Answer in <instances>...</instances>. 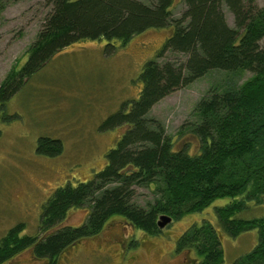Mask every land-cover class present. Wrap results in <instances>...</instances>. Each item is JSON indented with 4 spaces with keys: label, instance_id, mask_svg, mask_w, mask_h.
<instances>
[{
    "label": "trees",
    "instance_id": "trees-1",
    "mask_svg": "<svg viewBox=\"0 0 264 264\" xmlns=\"http://www.w3.org/2000/svg\"><path fill=\"white\" fill-rule=\"evenodd\" d=\"M174 1L146 6L135 0H46L50 12L24 65L1 83L0 104L70 45L104 41L113 49L112 44L123 47L149 29L170 27L171 34L155 58L142 66L138 99L124 104L103 125L124 129L105 156L106 166L91 180L52 193L42 207L38 237L22 235V223L10 228L0 238V264L28 249L35 258L54 264L63 251L97 236L114 217L154 235L159 216L178 220L224 198L230 203L215 208L220 228L233 238L256 230L259 238L256 247L233 264H264V217L234 218L244 200L257 203L264 195V49L259 45L264 8L255 0H183L181 17L171 19ZM223 7L233 15L234 28L228 26ZM166 50L187 55L184 65L160 64L157 59ZM213 70L249 72L251 78L200 100L194 109L196 122L179 132L194 138L195 150L188 152L187 144L177 150L163 127L146 115L164 97ZM62 151L58 140L37 141L39 155L56 157ZM136 186H152L157 192L146 210L129 203ZM84 206L89 209L85 222L68 226L69 213ZM186 249L195 253L199 264H220L223 258L216 231L205 221L180 238L177 251Z\"/></svg>",
    "mask_w": 264,
    "mask_h": 264
},
{
    "label": "rangeland",
    "instance_id": "rangeland-1",
    "mask_svg": "<svg viewBox=\"0 0 264 264\" xmlns=\"http://www.w3.org/2000/svg\"><path fill=\"white\" fill-rule=\"evenodd\" d=\"M152 6L157 0H135ZM264 8V0H255ZM0 11V85L12 70L24 65L27 51L41 30L51 6L46 0H2ZM185 10L183 0H175L171 19ZM225 20L234 28V17L223 7ZM167 28L149 29L135 35L125 46L107 48L106 42L73 44L59 51L0 104V238L17 224H24L22 235L38 237L42 207L60 187L91 180L106 166L105 156L115 145L123 128H103L108 117L124 104L136 101L140 93L138 76L145 62L162 50ZM264 49V38L259 42ZM187 55L166 50L160 64L184 65ZM251 78V73L213 70L186 87L179 88L156 103L146 119L163 127L164 134L179 150H195L194 138L185 131L196 122L194 109L213 92L235 88ZM184 127V128H183ZM183 128V129H182ZM61 142L56 157L36 153L39 138ZM152 187L136 186L129 203L148 209L157 198ZM260 202L244 200L234 218L251 220L264 217V195ZM227 198L214 201L199 213H191L167 224L157 236L128 226L120 217L112 218L97 236L67 248L54 264H182L188 255L177 252L176 244L190 227L209 222L220 241V264H233L258 244L256 230L229 236L218 224L215 208L228 205ZM89 213L87 206L69 213L66 224L81 226ZM187 231V232H188ZM194 256L193 254L191 255ZM6 264V263H5ZM7 264H50L34 260L30 251Z\"/></svg>",
    "mask_w": 264,
    "mask_h": 264
},
{
    "label": "flooded vegetation",
    "instance_id": "flooded-vegetation-1",
    "mask_svg": "<svg viewBox=\"0 0 264 264\" xmlns=\"http://www.w3.org/2000/svg\"><path fill=\"white\" fill-rule=\"evenodd\" d=\"M120 136H118L117 138H119ZM174 221H176V220H172L171 219V222L170 223H172V222H174ZM126 224L128 225V226H130L131 228H133V229H135L134 227H132L131 225H129L127 222H126ZM190 229V227L182 234V236L188 231ZM135 230H137V229H135ZM140 231V230H139ZM162 231H163V229L162 228H159L158 227V233L157 234H154L153 236H157V235H159L160 233H162ZM142 232V231H141ZM142 233H144V232H142ZM146 234V233H145ZM181 236V237H182ZM180 237V238H181ZM81 242V241H80ZM78 244V243H77ZM175 249H176V251H177V244H176V246H175ZM27 251H30L31 252V254H32V258L35 260H44V259H38V258H35L34 257V255H33V253H32V250L31 249H28V250H26V251H24V252H27ZM24 252H22V253H24ZM64 252V251H63ZM62 252V253H63ZM177 252H179V251H177ZM184 253V254H187L188 256L185 258V259H183V262H182V264H199V259L198 258H196V256H195V253L191 250V249H186V250H182V251H180V253ZM22 253H20V254H22ZM61 253V254H62ZM19 254V255H20ZM60 254V255H61ZM194 255L193 257L191 256V255ZM19 255H17V256H19ZM59 255V256H60ZM16 256V257H17ZM15 257V258H16ZM15 258H13V259H15ZM46 260H48V259H46ZM56 260V259H55ZM11 261V260H10ZM10 261H8V262H6V264L7 263H9ZM49 261V260H48Z\"/></svg>",
    "mask_w": 264,
    "mask_h": 264
},
{
    "label": "water",
    "instance_id": "water-1",
    "mask_svg": "<svg viewBox=\"0 0 264 264\" xmlns=\"http://www.w3.org/2000/svg\"><path fill=\"white\" fill-rule=\"evenodd\" d=\"M171 222V218L166 216V215H161L158 217L157 219V226L159 228H163L164 226H166L167 224H169Z\"/></svg>",
    "mask_w": 264,
    "mask_h": 264
}]
</instances>
